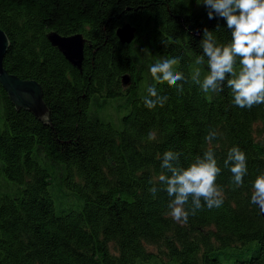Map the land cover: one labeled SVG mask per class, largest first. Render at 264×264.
<instances>
[{
	"label": "trees",
	"instance_id": "16d2710c",
	"mask_svg": "<svg viewBox=\"0 0 264 264\" xmlns=\"http://www.w3.org/2000/svg\"><path fill=\"white\" fill-rule=\"evenodd\" d=\"M123 24L136 27L130 42L117 34ZM205 27L231 41L203 0H0L5 67L37 80L49 109L46 121L17 109L0 83V264H264V216L251 202L264 104L240 108L226 84L206 93L192 81L209 71L207 58L195 63ZM53 30L87 38L81 68L52 45ZM173 57L186 82L155 81L150 66ZM153 85L167 101L149 109ZM234 146L246 154L241 186L224 166ZM169 150L180 167L214 152L220 208L172 218L158 179Z\"/></svg>",
	"mask_w": 264,
	"mask_h": 264
},
{
	"label": "clouds",
	"instance_id": "9594fccd",
	"mask_svg": "<svg viewBox=\"0 0 264 264\" xmlns=\"http://www.w3.org/2000/svg\"><path fill=\"white\" fill-rule=\"evenodd\" d=\"M203 5L208 9L209 19L219 17L226 20L231 41L220 43L214 31L207 27L203 29L202 54L196 57L195 63L202 65L207 58L209 71L201 81V72L197 70L191 76L192 81L206 93L223 91L226 84L231 89L233 104L240 108L251 109L254 105L264 104V0H203ZM219 29L217 25L216 31ZM178 63V57L158 60L149 71L155 81L175 86L178 81L186 82L184 73L174 67ZM179 91H183V85ZM147 92L144 100L147 108L164 106L167 97L159 95L154 85L149 86ZM148 138L155 139L151 133ZM215 138V131L206 136L209 141ZM178 160L179 153L166 151L161 168L168 175L161 174L158 178L170 198L168 207L172 218L186 223L189 215H196L204 205L209 210L220 208L224 200L216 180L221 169L214 152L206 151L187 167L178 166ZM224 166L232 173L233 182L241 186L248 172L245 152L238 146L232 147ZM252 189L251 202L264 213V171L256 176ZM150 191L155 195L158 189L153 186ZM189 201L190 208L187 207Z\"/></svg>",
	"mask_w": 264,
	"mask_h": 264
},
{
	"label": "water",
	"instance_id": "95a60500",
	"mask_svg": "<svg viewBox=\"0 0 264 264\" xmlns=\"http://www.w3.org/2000/svg\"><path fill=\"white\" fill-rule=\"evenodd\" d=\"M135 31L136 27L131 24H123L118 29L117 34L122 42H130L134 38ZM47 37L52 45L61 50L73 65L79 68L82 67L84 48L87 44V38L82 33L64 36L53 30L47 34ZM10 45L11 41H9L8 35L0 28V83L6 89L9 98L12 99L17 109H28L40 120L46 121L49 116V109L44 99L43 86L35 79L20 78L5 67L4 61L8 55ZM123 82L124 85L131 84L129 74L124 75ZM262 214L264 216V213Z\"/></svg>",
	"mask_w": 264,
	"mask_h": 264
},
{
	"label": "rangeland",
	"instance_id": "374dc122",
	"mask_svg": "<svg viewBox=\"0 0 264 264\" xmlns=\"http://www.w3.org/2000/svg\"><path fill=\"white\" fill-rule=\"evenodd\" d=\"M126 85V84H125ZM124 85V86H125ZM130 84H128V85H126V86H129ZM5 181H7L6 179H5V175H4V173L3 172H0V188H2V186H3V183L5 182Z\"/></svg>",
	"mask_w": 264,
	"mask_h": 264
},
{
	"label": "bare ground",
	"instance_id": "6f19581e",
	"mask_svg": "<svg viewBox=\"0 0 264 264\" xmlns=\"http://www.w3.org/2000/svg\"><path fill=\"white\" fill-rule=\"evenodd\" d=\"M123 84H124V82H123ZM262 214V213H261Z\"/></svg>",
	"mask_w": 264,
	"mask_h": 264
}]
</instances>
